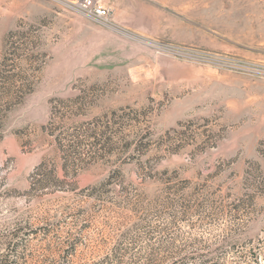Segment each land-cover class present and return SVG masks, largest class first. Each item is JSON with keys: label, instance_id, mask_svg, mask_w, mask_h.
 Instances as JSON below:
<instances>
[{"label": "rangeland", "instance_id": "1", "mask_svg": "<svg viewBox=\"0 0 264 264\" xmlns=\"http://www.w3.org/2000/svg\"><path fill=\"white\" fill-rule=\"evenodd\" d=\"M0 0V264H264V0Z\"/></svg>", "mask_w": 264, "mask_h": 264}, {"label": "built area", "instance_id": "2", "mask_svg": "<svg viewBox=\"0 0 264 264\" xmlns=\"http://www.w3.org/2000/svg\"><path fill=\"white\" fill-rule=\"evenodd\" d=\"M82 11L89 13L92 17L98 19L104 18L106 15V9L102 4H98L94 0H75L74 2Z\"/></svg>", "mask_w": 264, "mask_h": 264}, {"label": "bare ground", "instance_id": "3", "mask_svg": "<svg viewBox=\"0 0 264 264\" xmlns=\"http://www.w3.org/2000/svg\"><path fill=\"white\" fill-rule=\"evenodd\" d=\"M98 19V18H97Z\"/></svg>", "mask_w": 264, "mask_h": 264}]
</instances>
